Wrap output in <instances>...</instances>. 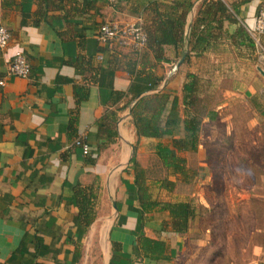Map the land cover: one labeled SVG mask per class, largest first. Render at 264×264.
Listing matches in <instances>:
<instances>
[{
    "label": "crops",
    "instance_id": "obj_1",
    "mask_svg": "<svg viewBox=\"0 0 264 264\" xmlns=\"http://www.w3.org/2000/svg\"><path fill=\"white\" fill-rule=\"evenodd\" d=\"M206 1L213 0H0V24L9 32L0 48V264L264 261V55L253 41L231 36L238 26L252 28L264 0H220L226 16L210 21L219 20L216 37L194 54L193 24ZM183 2L189 5L180 44L163 43L160 60L144 47L106 46L95 38L103 22H172ZM257 42L264 52V35ZM14 49L28 63L25 77L6 73ZM142 53L152 62L143 69ZM186 75L194 78L186 108L199 118L196 143L173 151L192 176L163 167L170 190L145 179L151 200L190 204L185 229L174 231L165 209L139 212L130 158L147 172L159 162L154 143L184 136ZM161 90L167 100L160 121L175 114L176 123L158 138L136 136L131 104ZM104 115L115 133L108 142L97 133ZM74 189L83 190V203ZM139 236L161 241V249L141 246Z\"/></svg>",
    "mask_w": 264,
    "mask_h": 264
},
{
    "label": "trees",
    "instance_id": "obj_2",
    "mask_svg": "<svg viewBox=\"0 0 264 264\" xmlns=\"http://www.w3.org/2000/svg\"><path fill=\"white\" fill-rule=\"evenodd\" d=\"M188 2H183L178 15L172 22L167 20L162 22L156 20L157 17H152L149 23L141 26L145 33V45L150 53L153 61L160 60L162 58V44L169 41V43L177 46L181 41L182 23L186 10L188 9ZM39 8V7H38ZM39 9H37V12ZM226 7L220 0L206 1L199 9V15L201 19H198L193 24L192 41L189 45V51L197 54L204 50L210 39L216 37L213 34V29H219V20L215 25H211L210 21L213 20L215 14L226 16ZM229 20H234L231 16ZM201 23V27L198 28ZM61 36L62 33L59 32ZM232 35L241 36L246 40L247 45L252 46V40L248 37L246 31L240 26L236 27ZM141 62L143 69L144 66L152 65L147 59L146 53H142ZM133 63V62H132ZM147 78H151L149 74H146ZM187 80L181 85V103L183 105V111L185 117L182 119V128L184 136L182 138L170 139L169 145L161 144L160 142L154 143V153L157 156L160 164L168 169L172 174H178L182 179H187L192 176V172L188 171L184 167V160L180 156L176 155L173 149H194L196 143V134L198 131L199 118L197 114L187 112V106L192 103V94L194 92V78L192 75H186ZM167 100V92L165 90L153 92L150 94H144L136 98L129 108V113L134 127L136 136H147L158 138L163 134H169L171 127L176 123L175 114H168L163 123L160 121V115L162 109ZM170 110H174V105L170 106ZM107 115L100 117L97 121V133L98 135H104L105 142H108L114 136V131L111 126V122L105 121ZM110 120H112L110 118ZM99 136V137H100ZM103 146V143L98 145V148ZM133 171V184L138 202L139 212H145L157 207V209H165L168 212L169 224L174 231H183L186 227L188 218L192 215V208L187 201H173L160 203L155 200H151L147 187L145 184L144 170L138 166L133 156L130 158ZM190 172V173H189ZM172 181L164 178L158 181L159 187L170 190ZM82 189H74V194L82 198L81 202L85 201V194ZM88 223L86 219L85 223ZM138 241L141 246H145L148 243L151 244L150 250L159 251L162 247V242L159 240H150L146 237L139 236ZM256 264H264V261H259Z\"/></svg>",
    "mask_w": 264,
    "mask_h": 264
},
{
    "label": "built area",
    "instance_id": "obj_3",
    "mask_svg": "<svg viewBox=\"0 0 264 264\" xmlns=\"http://www.w3.org/2000/svg\"><path fill=\"white\" fill-rule=\"evenodd\" d=\"M113 3L115 0H105ZM247 33L251 37L254 45L259 47L257 39L264 35V3L258 5L254 14V23ZM95 38L106 46L115 45L126 47L131 50H138L145 45V33L137 22H126L122 24H113L109 22L101 23L96 31ZM9 40L8 30L0 24V48H3ZM173 67L170 68L172 70ZM28 63L19 49H14L9 56L6 64V73L13 76L25 77L28 74ZM2 79H0V85ZM73 144L80 147L81 153L86 154L88 147L86 143L79 138L73 140ZM245 264V263H233Z\"/></svg>",
    "mask_w": 264,
    "mask_h": 264
},
{
    "label": "rangeland",
    "instance_id": "obj_4",
    "mask_svg": "<svg viewBox=\"0 0 264 264\" xmlns=\"http://www.w3.org/2000/svg\"><path fill=\"white\" fill-rule=\"evenodd\" d=\"M257 51L260 52L261 55H264V52L257 46ZM242 119H240L239 117H237L235 119V125H236V128H237V131H239V134H244V131H243V125H242ZM145 160V159H144ZM149 163V162H148ZM160 162L158 163H151L150 164V170L147 171V172H144V178L146 179H149V181H159L161 179H164L166 178V172L164 171L163 169V166L161 164H159ZM153 184V183H152ZM155 190V189H153Z\"/></svg>",
    "mask_w": 264,
    "mask_h": 264
},
{
    "label": "water",
    "instance_id": "obj_5",
    "mask_svg": "<svg viewBox=\"0 0 264 264\" xmlns=\"http://www.w3.org/2000/svg\"><path fill=\"white\" fill-rule=\"evenodd\" d=\"M183 56H184V52L181 53V55H180V57L178 58V60L176 61L175 65L178 64V63L181 61V59H182ZM262 74H263V73H262ZM263 76H264V75H263Z\"/></svg>",
    "mask_w": 264,
    "mask_h": 264
}]
</instances>
